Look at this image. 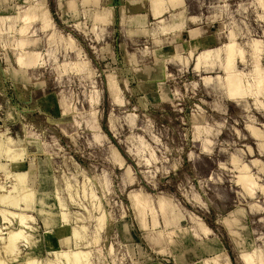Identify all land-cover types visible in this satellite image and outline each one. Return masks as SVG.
I'll use <instances>...</instances> for the list:
<instances>
[{
	"label": "rangeland",
	"instance_id": "374dc122",
	"mask_svg": "<svg viewBox=\"0 0 264 264\" xmlns=\"http://www.w3.org/2000/svg\"><path fill=\"white\" fill-rule=\"evenodd\" d=\"M165 3L0 0V264H264V0Z\"/></svg>",
	"mask_w": 264,
	"mask_h": 264
},
{
	"label": "bare ground",
	"instance_id": "6f19581e",
	"mask_svg": "<svg viewBox=\"0 0 264 264\" xmlns=\"http://www.w3.org/2000/svg\"><path fill=\"white\" fill-rule=\"evenodd\" d=\"M154 1V7H153V11H154V14L155 15H161L162 14V12L163 11H167V8H166V6H165V0H153ZM168 6V5H167ZM168 10H169V8H168ZM193 19V18H192ZM260 47H259V45H258V48L257 49H259ZM224 49H225V58H226V60H225V69L226 70H228V72L230 71V69H232L233 68V66L235 65V59H236V54H237V52H238V50H237V46H236V44L234 43V42H227V43H225L224 44ZM240 52H242L241 50H239ZM193 52V50L190 52L191 54H193L192 53ZM215 51L212 49V50H207V51H204V52H202V53H200V55H199V57H198V59H201L202 58V56H204V59L206 58H210V57H212L213 56V53H214ZM216 55V54H215ZM203 59V60H204ZM18 62H20V64L21 63H23V62H25V55H21L20 57H19V61ZM256 66H258V71L257 72H260V71H262L261 70V68L259 67V64L257 65L256 64ZM257 68V67H256ZM260 69V70H259ZM256 70L254 71V73L253 74H255L256 75ZM262 72H264V71H262ZM257 74H260L259 76H261V72L260 73H257ZM254 75V76H255ZM234 75L233 74H230V72L228 73V75H227V83L229 82V84L231 83V84H234L235 82H236V79H235V77H233ZM256 77H258L257 75H256ZM255 78V77H254ZM256 79H259V77L258 78H256ZM264 78H262V80H263ZM262 80L260 81L259 80V82H258V84L257 85H262L264 82H262ZM264 81V80H263ZM249 82V81H248ZM262 86H264V85H262ZM261 86V87H262ZM232 92H233V95H232ZM243 91L242 90H240L239 88L237 89V90H235V91H228V95H230L231 97H234V96H239V97H241L242 95H243ZM247 167V165L245 166V168ZM248 168V167H247ZM20 176V175H19ZM244 176V175H243ZM252 176V175H251ZM24 177V176H23ZM241 177V176H240ZM20 178H22V177H20ZM242 178V177H241ZM244 178V177H243ZM242 178V179H243ZM242 179H240V180H242ZM20 180V179H19ZM24 180V179H23ZM243 181V180H242ZM253 181V180H252ZM251 181V182H252ZM25 182V181H24ZM250 182V181H249ZM27 184V183H26ZM25 185V184H24ZM252 185H253V183H252ZM247 186V185H246ZM31 191H32V189H31ZM24 192H25V190H24ZM23 195H25V196H28V195H26V193L25 194H23ZM30 196H32L31 194H30ZM32 198V197H31ZM30 199V198H29ZM20 202V201H19ZM8 212V211H7ZM101 212V211H100ZM11 214H13V215H18V217L20 218V222H21V224L23 225V227H28V225H27V221L25 220L26 219V215L25 214H22V213H19V214H15V212L14 213H11ZM64 215H66V213L65 214H62V216H63V218H64ZM4 216H5V213H4ZM3 216V217H4ZM6 219H7V217H5ZM103 218V216H101L100 217V219H102ZM64 219H67V218H64ZM74 228V227H73ZM84 228V227H83ZM75 231L76 230H74V233H75ZM78 235H80L79 234V232L77 233ZM77 234L75 233L74 235H75V237H77ZM23 236L25 237V229L24 228H21V229H19V230H17V231H14V232H12L10 235H9V244H8V248L11 250V251H15V249L17 248L16 247V244H17V242H18V240L20 239V238H23ZM97 237V236H96ZM25 238H27V237H25ZM7 247V246H6ZM13 248H15V249H13ZM62 255H64L65 257H66V259H67V262H68V264H85V262L84 261H82V259H83V255H84V252L83 251H74V252H72V253H69V252H63V254ZM85 256V255H84ZM220 256V255H219ZM217 257V256H216ZM215 257V258H216ZM213 260V259H212ZM28 264H36V263H34V262H30V263H28ZM230 264V263H229Z\"/></svg>",
	"mask_w": 264,
	"mask_h": 264
},
{
	"label": "crops",
	"instance_id": "0c3cea01",
	"mask_svg": "<svg viewBox=\"0 0 264 264\" xmlns=\"http://www.w3.org/2000/svg\"><path fill=\"white\" fill-rule=\"evenodd\" d=\"M120 3H121V7L123 9H126V10L129 9L131 11V13H132L131 17L136 18L135 20L141 19L143 21H147L150 18L159 20L160 18H163L168 12L174 11L175 9L182 7V6H178L176 8L172 7L165 14H163L159 17H155L153 15V11L151 8V0H120ZM184 5H185V0H184ZM133 8H136L137 11H133L132 10ZM188 17H189L188 20H191V21H196L199 18L196 15H192V16L190 15ZM192 17H195V19H192ZM177 26H180V25H177Z\"/></svg>",
	"mask_w": 264,
	"mask_h": 264
}]
</instances>
